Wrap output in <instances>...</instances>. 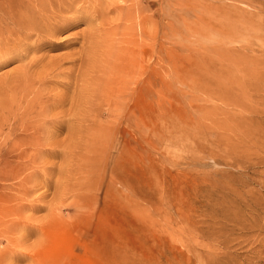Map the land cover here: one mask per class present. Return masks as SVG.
I'll return each mask as SVG.
<instances>
[{
  "label": "rangeland",
  "instance_id": "obj_1",
  "mask_svg": "<svg viewBox=\"0 0 264 264\" xmlns=\"http://www.w3.org/2000/svg\"><path fill=\"white\" fill-rule=\"evenodd\" d=\"M97 1L145 21L152 88L89 117L82 90L49 85L53 104L67 98L48 108L65 118L57 130L19 149L29 132L0 128V264H264V0ZM62 51L42 49L32 70ZM20 65L0 68V89Z\"/></svg>",
  "mask_w": 264,
  "mask_h": 264
},
{
  "label": "bare ground",
  "instance_id": "obj_2",
  "mask_svg": "<svg viewBox=\"0 0 264 264\" xmlns=\"http://www.w3.org/2000/svg\"><path fill=\"white\" fill-rule=\"evenodd\" d=\"M97 2V0H0V68L13 62L21 64L18 71L20 72V76L18 75L19 77L16 78L13 77L8 84H4L6 86L5 88L3 87L5 96L3 97V95H0V99L1 97L4 98L0 102V128H6L4 126L10 124L8 122L12 121L13 124H19L18 128L25 134L29 132L27 134L29 137L19 139V147H23V145H29V147L34 146L35 140L39 139L40 135L44 133L42 132L43 130L46 131V128H54L57 130L62 124V120L65 119L60 116L62 118L61 120L59 117H54L49 113L51 111H49L48 108H52L53 112L56 109L55 105L59 104L62 106L65 101L67 103L66 98V100L61 99L59 102L53 104L50 95L47 93V89L50 88L48 87L49 85L56 84V86L60 85L65 89H72V93L73 95L75 93V97L80 96L83 91L84 96L82 95L81 97L84 99L82 101L85 102H83V104L87 105V110L84 112L81 111V115L85 114L84 116H86L90 112V116L88 115L89 117H93L91 116V111L93 110L99 113L117 111L119 107L116 101L119 99L125 100L127 97L131 96L139 98L142 88L145 85L151 86L152 88V80L156 75L155 63L148 67L150 70L148 77H143V66L141 63V57L146 53V49H144L143 46L144 42L142 43L140 39L141 34L142 37L145 35L143 26L145 21L140 22L142 21L140 20L136 23V17H134V13L130 8L126 10L122 7L118 8V5L113 4L114 7H111V9H103L100 3ZM101 12L106 16L108 13L112 14V12L119 14L115 20L116 23L113 24V22L110 21H105L106 23H104V20L97 23V17ZM146 21L147 23L149 22L148 20ZM81 22H84L87 26L85 32L74 35L69 34L68 37L62 35L70 28L78 26ZM153 29L148 32L149 50L147 52L152 59L155 57L156 53L154 48L156 45L155 28L153 27ZM146 40L147 39L144 41ZM77 45H79V47L75 49ZM44 48L65 51H62L61 55L57 60H54L51 65L48 64V67L35 73L32 68L37 62L36 55ZM65 66H67L66 69H64ZM59 78L65 81L60 83L55 81L59 80ZM85 84H89L87 87L93 86L91 84H94V89H85ZM2 89H0V92H2ZM86 90L88 92H86ZM64 97L62 96L61 98ZM151 97L153 98V95H151ZM80 98L79 101L82 99ZM93 99H95L96 103L93 102ZM70 100L72 101V97ZM52 104L54 108L49 107ZM76 105L78 106V104ZM82 105H79L77 108ZM150 108H154L153 103H151ZM136 110L139 109L135 107L134 112H136ZM79 115L80 114H78V116ZM32 120L34 121L32 122ZM90 120L93 121L92 119ZM85 122H87V125L85 124L83 129L85 132L87 131L89 133V129L94 127L88 123V120ZM32 133L34 134L33 136ZM48 135L46 136L48 137ZM41 138H44L43 135ZM94 142H96L95 137L89 135L88 141L86 140L85 143L91 145ZM96 143H99L98 140ZM19 149H21V147ZM24 150L25 149H23V151ZM41 153L42 151L39 154L42 155ZM22 154L25 157L28 153L25 151ZM36 155L37 154H35V156ZM36 158H38V156H36ZM37 164L39 165L41 163ZM18 167L20 166L18 165ZM15 168L16 166L14 169ZM21 169L22 168H20V170ZM24 169H22L23 172L25 171ZM17 170L16 172L20 171ZM13 172L10 173L13 174ZM38 173L40 174V172ZM14 176L16 177V175ZM25 178L32 180L29 176Z\"/></svg>",
  "mask_w": 264,
  "mask_h": 264
}]
</instances>
